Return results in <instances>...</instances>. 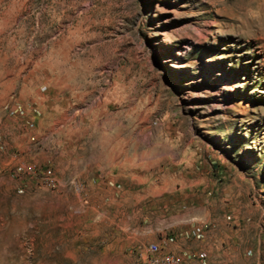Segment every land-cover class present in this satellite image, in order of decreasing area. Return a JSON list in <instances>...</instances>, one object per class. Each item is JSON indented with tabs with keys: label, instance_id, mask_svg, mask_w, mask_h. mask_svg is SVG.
I'll return each instance as SVG.
<instances>
[{
	"label": "rangeland",
	"instance_id": "obj_1",
	"mask_svg": "<svg viewBox=\"0 0 264 264\" xmlns=\"http://www.w3.org/2000/svg\"><path fill=\"white\" fill-rule=\"evenodd\" d=\"M151 240L264 264V0H0V264Z\"/></svg>",
	"mask_w": 264,
	"mask_h": 264
},
{
	"label": "built area",
	"instance_id": "obj_2",
	"mask_svg": "<svg viewBox=\"0 0 264 264\" xmlns=\"http://www.w3.org/2000/svg\"><path fill=\"white\" fill-rule=\"evenodd\" d=\"M194 229L199 231L200 226L196 225ZM146 250V264H182L180 255L170 250H164L160 242L156 240L149 241Z\"/></svg>",
	"mask_w": 264,
	"mask_h": 264
}]
</instances>
